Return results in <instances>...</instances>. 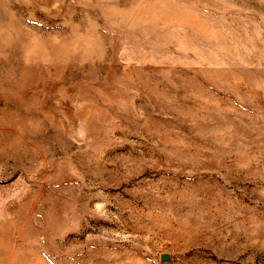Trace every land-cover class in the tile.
Listing matches in <instances>:
<instances>
[{
    "label": "rangeland",
    "instance_id": "1",
    "mask_svg": "<svg viewBox=\"0 0 264 264\" xmlns=\"http://www.w3.org/2000/svg\"><path fill=\"white\" fill-rule=\"evenodd\" d=\"M0 264H264V0H0Z\"/></svg>",
    "mask_w": 264,
    "mask_h": 264
},
{
    "label": "water",
    "instance_id": "2",
    "mask_svg": "<svg viewBox=\"0 0 264 264\" xmlns=\"http://www.w3.org/2000/svg\"><path fill=\"white\" fill-rule=\"evenodd\" d=\"M163 259H164V260H168L169 257H168L167 255H164V256H163Z\"/></svg>",
    "mask_w": 264,
    "mask_h": 264
}]
</instances>
